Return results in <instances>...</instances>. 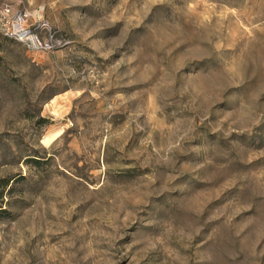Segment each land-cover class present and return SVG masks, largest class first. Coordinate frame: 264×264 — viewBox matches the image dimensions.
<instances>
[{
    "label": "rangeland",
    "instance_id": "rangeland-1",
    "mask_svg": "<svg viewBox=\"0 0 264 264\" xmlns=\"http://www.w3.org/2000/svg\"><path fill=\"white\" fill-rule=\"evenodd\" d=\"M0 264H264V0H0Z\"/></svg>",
    "mask_w": 264,
    "mask_h": 264
},
{
    "label": "built area",
    "instance_id": "built-area-1",
    "mask_svg": "<svg viewBox=\"0 0 264 264\" xmlns=\"http://www.w3.org/2000/svg\"><path fill=\"white\" fill-rule=\"evenodd\" d=\"M9 9H0V32L5 36L24 44L31 51L51 53L62 47L64 42L55 40L54 33L47 23L36 20L28 22V13L13 15L8 26Z\"/></svg>",
    "mask_w": 264,
    "mask_h": 264
}]
</instances>
